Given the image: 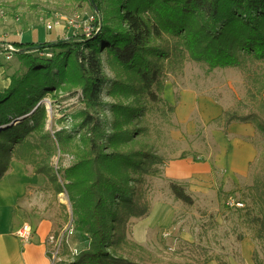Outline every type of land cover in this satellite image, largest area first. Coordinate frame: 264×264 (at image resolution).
<instances>
[{
  "label": "trees",
  "instance_id": "16d2710c",
  "mask_svg": "<svg viewBox=\"0 0 264 264\" xmlns=\"http://www.w3.org/2000/svg\"><path fill=\"white\" fill-rule=\"evenodd\" d=\"M66 1L91 7L95 22L90 37L14 42V53L0 43V52L13 53L26 69L10 77L0 96V182L17 161L32 175L43 176L45 190L54 196L67 194L76 231L89 243L75 256L64 245L53 264L215 261L201 258L194 243H185L189 254L179 250L166 257L132 237L134 221L152 212L150 180L161 176L167 163L151 144L147 116L167 120L175 113L164 98L166 82L187 61L204 64L209 72L232 68L244 78L246 100L239 105L245 112L223 111L214 123L225 131L235 123L252 125L264 141V0ZM106 87L108 103L103 99ZM58 93L68 98L80 93L83 107L71 132L47 129L43 100ZM103 111L109 116H102ZM59 154L72 155L73 164L56 169L53 158ZM249 168V198L256 211L250 223L256 238L264 241V149ZM170 188L177 200L194 204L184 185L171 182ZM63 228L54 235L59 237Z\"/></svg>",
  "mask_w": 264,
  "mask_h": 264
},
{
  "label": "rangeland",
  "instance_id": "374dc122",
  "mask_svg": "<svg viewBox=\"0 0 264 264\" xmlns=\"http://www.w3.org/2000/svg\"><path fill=\"white\" fill-rule=\"evenodd\" d=\"M72 19L76 20L75 26L68 23ZM94 22V13L88 4L75 5L66 0H0V43L4 44H12L16 39L38 41L45 37L53 42L77 35L90 37L94 33ZM48 25L53 28L47 29ZM13 53H9V56ZM13 56L14 59L8 60V56L0 52V61L8 67L11 77L22 71L20 61L17 56ZM25 70L24 67L22 72ZM106 73L113 79L114 76L108 69ZM107 88L103 92V99L108 103L111 99L106 96ZM53 94H48L43 100L48 112L47 129L53 133L63 129L73 131L79 123L75 115L83 107L79 100L80 93L73 98H68V94L64 93H58V96ZM164 98L175 107V113L170 114L167 120L157 119L151 114L147 116L151 144L156 146L167 163L161 176L150 180L154 213L147 221H152L151 224L156 221V225L153 224L155 226L150 231L143 229L142 232L146 235L145 247L158 255L173 257L174 252L179 250L189 254L185 250V243L188 242L195 244L201 258L212 257L225 264H264V241L256 238L255 227L250 223L252 214L256 213L252 210L249 198V187L252 184L250 168L242 176L227 172L231 165L230 155L233 156L240 148L236 146L237 139L255 147L257 156L252 163H255L264 149V141L255 133L247 138L235 136L242 130L231 128L230 131L229 126L225 131L214 123L217 108L245 112L239 105L246 100V87L241 72L232 68H217L209 72L206 65L187 61L181 73L168 75ZM101 114L109 116V112L103 111ZM232 125L255 129L249 124ZM181 160L199 164L198 174L181 181L168 178V175L179 172L176 162ZM14 162L19 163L12 162L11 172ZM73 162L74 157L69 154H59L53 158L56 169L67 168ZM14 170L17 172L15 182L20 184L23 170L16 165ZM205 174L209 180L202 178ZM34 179L24 178V181L36 182ZM171 182L185 186L187 193L194 199L192 206L175 198L170 188ZM47 197L54 199L46 194ZM60 197L61 203L69 209L67 194L63 193ZM53 207L56 215L52 233L62 226L64 231L71 219V207L69 214L62 206ZM138 223L139 220L134 221L133 228ZM143 225L140 224V227ZM132 237L134 238L133 233ZM70 240L72 249L78 251L85 250L89 243L87 237L80 232ZM254 252L256 263L253 260ZM175 258L183 259L177 256ZM68 259V256L65 257V260Z\"/></svg>",
  "mask_w": 264,
  "mask_h": 264
},
{
  "label": "crops",
  "instance_id": "0c3cea01",
  "mask_svg": "<svg viewBox=\"0 0 264 264\" xmlns=\"http://www.w3.org/2000/svg\"><path fill=\"white\" fill-rule=\"evenodd\" d=\"M14 42L43 43L51 41L50 39L44 37L38 41L16 39L11 43ZM6 45L11 46L10 44ZM5 55L9 56L10 54L5 53ZM14 58L15 57L13 54H11V59ZM10 77L11 76H9L8 67H5L4 62L0 61V96L10 86ZM222 112V108H217L215 111L216 117L218 118L221 116ZM235 126L237 125H231L230 131L231 128H239L242 130V132L235 134V136L247 138L253 136L255 133V129L252 127ZM235 142L236 146L240 148L233 156L232 154L230 155L231 165L230 170L227 172L242 176L248 171L250 163L255 160L257 151L254 146L242 139H237ZM238 152L239 154L242 153V156L238 157ZM176 163V165L179 166V172H176L175 175H168V178L173 177L177 181H181L188 178L189 176L191 177L198 174L199 164L189 160H181ZM14 165L23 170V172H21L23 178L20 184H16L15 182L17 172L14 170ZM12 168V172L10 170V172L7 174V177L0 182V264H53V261L48 255L47 245V238L54 230L55 224L54 217L56 213L55 207L53 206L58 205L59 208L61 205L65 204L61 203L60 195L56 197L49 190H45L47 186V180L43 176L32 175L31 169L28 166H22L19 163L16 164L14 162ZM15 175L16 177H14ZM26 176L30 177L26 178ZM31 176H33V178H31ZM24 178L29 180L36 178L34 180L37 181L27 183L24 181ZM202 178L209 180L207 179L206 174L203 175ZM46 194L54 197V199H50L49 197L46 198ZM153 213L154 212L152 210V215L146 219L139 220V223L136 224L134 228H132L134 230L133 236L135 240L143 246L146 245V235L142 232L143 229H148V231H150L152 227L156 225V221L152 224V221H147V219L150 220L151 216H153ZM25 224H29L34 231L32 240L26 244L22 243L17 236V231ZM140 224L144 225L140 227ZM209 264H217V262L211 261Z\"/></svg>",
  "mask_w": 264,
  "mask_h": 264
},
{
  "label": "built area",
  "instance_id": "2783aa9c",
  "mask_svg": "<svg viewBox=\"0 0 264 264\" xmlns=\"http://www.w3.org/2000/svg\"><path fill=\"white\" fill-rule=\"evenodd\" d=\"M69 25L75 26L76 23L75 19L70 20ZM52 25H48L47 29H52ZM9 51L14 52L12 46H9ZM11 59V56H8V60ZM77 231L73 224V220L70 219L68 226L61 232L59 237H56L54 233H51L47 238V245H48V253H50V258L53 262L59 260L61 249L64 245H67L71 255L75 256L78 254V250L72 249L71 247V238L76 235ZM34 235V231L29 224L23 225L18 231L17 236L21 240L22 243L26 244L29 243Z\"/></svg>",
  "mask_w": 264,
  "mask_h": 264
},
{
  "label": "water",
  "instance_id": "95a60500",
  "mask_svg": "<svg viewBox=\"0 0 264 264\" xmlns=\"http://www.w3.org/2000/svg\"><path fill=\"white\" fill-rule=\"evenodd\" d=\"M7 46V48L9 49V46L8 45H6ZM36 50H38L39 48H40V46H37V47H34ZM15 51V50H14ZM22 52H24V51H22Z\"/></svg>",
  "mask_w": 264,
  "mask_h": 264
},
{
  "label": "bare ground",
  "instance_id": "6f19581e",
  "mask_svg": "<svg viewBox=\"0 0 264 264\" xmlns=\"http://www.w3.org/2000/svg\"><path fill=\"white\" fill-rule=\"evenodd\" d=\"M16 51V50H15Z\"/></svg>",
  "mask_w": 264,
  "mask_h": 264
}]
</instances>
